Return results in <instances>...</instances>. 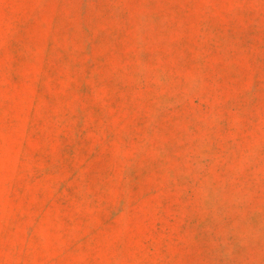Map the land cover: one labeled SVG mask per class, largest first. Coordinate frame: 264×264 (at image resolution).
<instances>
[{
    "label": "rangeland",
    "instance_id": "rangeland-1",
    "mask_svg": "<svg viewBox=\"0 0 264 264\" xmlns=\"http://www.w3.org/2000/svg\"><path fill=\"white\" fill-rule=\"evenodd\" d=\"M0 264H264V0H0Z\"/></svg>",
    "mask_w": 264,
    "mask_h": 264
}]
</instances>
